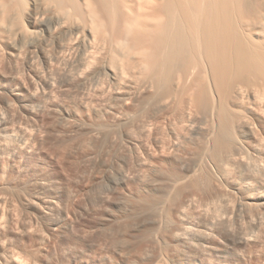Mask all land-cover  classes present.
<instances>
[{"label":"bare ground","instance_id":"1","mask_svg":"<svg viewBox=\"0 0 264 264\" xmlns=\"http://www.w3.org/2000/svg\"><path fill=\"white\" fill-rule=\"evenodd\" d=\"M25 53L40 61L44 84L76 88L79 115L93 129L112 120L125 152L151 172H138L135 191L145 235L122 247L142 256L138 264L187 257L193 237H214L213 213L229 196L212 170L237 192L252 185L232 176L237 169L256 182L264 171V0H0V60L12 69ZM38 88L34 95L46 93ZM2 101L0 158H11L9 146L22 150L31 128L10 126V100ZM5 167L0 161V174ZM107 171L111 190L126 187V168ZM3 199L0 229L12 219ZM36 202L53 209L51 200Z\"/></svg>","mask_w":264,"mask_h":264},{"label":"rangeland","instance_id":"2","mask_svg":"<svg viewBox=\"0 0 264 264\" xmlns=\"http://www.w3.org/2000/svg\"><path fill=\"white\" fill-rule=\"evenodd\" d=\"M6 66L0 60V113L6 97L10 126L30 127L31 133L28 130L25 148L11 144L12 157L0 158L7 167L0 174V198L7 200L3 208L12 218L0 229V264H138L142 256L122 247L138 245L145 235L147 223L135 191L138 172L143 179L153 177L151 172L137 167L125 152L112 120L96 130L79 115L74 86L44 84L38 59L31 63L25 53L12 69ZM42 86L48 96L34 95L35 87ZM181 157L172 164L177 174L185 166ZM117 163L128 170V183L118 191L107 186L106 177L107 169ZM244 171L237 169L238 176H232L249 178L252 185L237 192L212 170L215 188L229 196L212 215L214 237L195 236L185 247L187 257L158 259L156 264H264V207L257 205L264 196V171L259 183ZM40 197L51 200L53 209L29 204ZM246 201L256 203L243 208ZM253 217H258L259 226H254ZM206 221L200 222L203 228L210 227ZM239 231L251 237L248 243L238 242Z\"/></svg>","mask_w":264,"mask_h":264}]
</instances>
